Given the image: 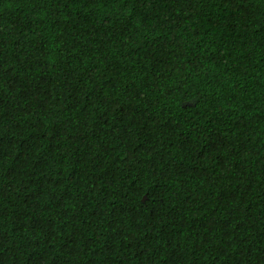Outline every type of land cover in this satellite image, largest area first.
Here are the masks:
<instances>
[{
  "label": "trees",
  "instance_id": "16d2710c",
  "mask_svg": "<svg viewBox=\"0 0 264 264\" xmlns=\"http://www.w3.org/2000/svg\"><path fill=\"white\" fill-rule=\"evenodd\" d=\"M0 264H264V0H0Z\"/></svg>",
  "mask_w": 264,
  "mask_h": 264
}]
</instances>
